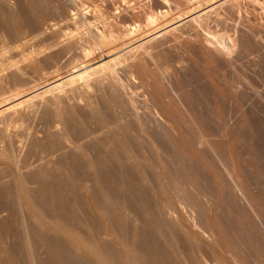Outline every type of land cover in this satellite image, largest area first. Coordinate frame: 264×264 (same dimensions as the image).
Wrapping results in <instances>:
<instances>
[{"label":"bare ground","instance_id":"6f19581e","mask_svg":"<svg viewBox=\"0 0 264 264\" xmlns=\"http://www.w3.org/2000/svg\"><path fill=\"white\" fill-rule=\"evenodd\" d=\"M180 2L185 3V5L182 3L181 5L180 4L179 5L182 8L183 7L186 8V5L188 3L187 0H182ZM49 6L50 5L49 3H47V0H25V3H19V5L17 6L18 8L16 7L18 10H14L12 6L8 7L6 10H0V29L4 33L6 32L7 34H9L11 37L15 39H20V41L23 40V37L26 38L25 35H27L29 32H33L34 34L38 33V35L45 34L44 32L37 30L38 28H36V26L38 27L37 24L39 23L41 24V22H43V20H41L43 18V14L44 17H47L45 11L48 10ZM155 7H156L155 9H158L157 10L158 12L156 11L157 13L154 12V8L149 9L146 6L145 8H147L148 10H141L143 11V13L140 12L142 15L144 14L146 16L148 15L146 20L148 26H150V29L146 30V34H144L145 36L152 35L153 31L158 29L160 25H162V23H164L168 18L167 17L169 15L167 12L168 5L166 2L164 3L157 2V6L155 5ZM71 9L69 10V13L67 12L68 14L67 22L77 25L80 28V30L85 29L86 26L89 27L88 26L89 22L87 17H83L82 14L76 13L75 9L74 10ZM142 9H144V7ZM148 12L150 13L148 14ZM132 14L133 15H131V20H136L138 18L137 16L139 13L137 14L134 11V13ZM111 17L113 18V16ZM127 18L128 15L127 17H124L122 21H113L110 23H108V21L111 20H107L108 19L107 18L106 19L107 21H103L104 24L103 25L101 24L102 25L101 31L100 30L96 32L93 31L95 33L92 34L90 33V35L86 36V38L83 37L82 35H78L79 36L77 37L78 39L74 37L72 40H68V38L67 40H61L63 37H65L63 35L62 30H60V28L57 27L52 28L53 30L51 32L53 33L50 34L52 39L54 40L53 46L54 45L59 46L61 44L63 45V47L61 46L60 50L50 55V57L49 56L47 57L44 63L45 65L47 64L46 65L47 67H50L51 65L53 66L52 62L54 61L57 62L58 60L62 59L66 54H68V52L70 54V52L73 50L79 51L82 52V56H83V54L85 55V53L88 52V50H93L94 46H99L98 49L101 52L111 53L116 51L117 53L114 55V57L118 56L121 53L124 54L126 53V55L127 54L129 55L131 53L134 54V51H136L137 48H140L139 50L142 49L139 52L140 53L142 52L143 54L138 53L139 55L137 56L139 57L136 58L135 56L136 59L132 57L133 59H135V61L131 63V65L128 67L130 68L129 78L131 79V81L128 80L129 82L126 81L127 83H124L123 79L116 76L117 75L116 71H115L116 75L114 73L112 75L109 74L108 73L109 71L105 73V75L109 74L112 80L110 83L106 81L107 83H109L107 85L108 90L110 92V93L108 92L109 94H107V89L104 88L105 84L101 83L103 79L101 81H97L98 79L100 80V78L102 77L104 78L105 75L99 76V78L96 77L97 80L96 79L95 80L96 82H98V84L97 83L96 84L99 85V88L101 89V93L99 92L100 93L99 96L101 98L100 97L99 98L101 99L102 103H100V99H98L97 97L96 98L98 99L99 102L97 100H95L97 101L96 103L93 102L95 96L93 97L94 99L91 98L92 99L91 100L89 97L90 92H88V94L86 93V91H88L87 89L94 87L91 85L92 84L94 85L95 83L91 84L92 80L94 79L92 78V75L90 73H86L84 69H81L79 72H77L78 74L76 73V76H74L72 79L68 81V84L71 85L74 82H78L79 85L80 82V85L78 87L76 85L75 86L68 85L71 86V88L67 86L69 89L67 88H65V90L63 89L64 90V91L62 90L63 93L57 91V89L54 91L52 90L50 92V96L49 95H48L49 97L47 96L46 98L47 100L42 102L44 107L43 106L41 107H43L44 112L41 113V115L38 118L42 116L40 122H42L46 128V132H45L46 135H44L45 137L43 138V140L40 139V140L32 141L30 145L31 146L30 150L33 153L42 152L45 153L46 155L49 154V156L53 154L55 156L56 153H60L57 154L59 155L58 161L56 164H54L52 168H49L48 166L40 167L34 170L31 169V171L27 174L21 173L22 169L20 168V164H21L19 160L20 158L18 159L19 156L17 157L14 154V149H13L14 146L12 145L15 143L12 144L11 136L13 134L10 133L12 129V128L10 129V127H13L14 125L18 124V122L16 123L15 121L16 118L18 119V116L14 117L13 115L14 113L12 114L13 116L10 114L9 119H13L12 122L15 121L16 124L14 123V125H12L11 121H10L11 124L7 122L8 124H10V126L6 129L0 130V135L2 136L1 138L4 139L2 143H5L4 145H6V147H4V150L0 149V180L4 178L6 179V177H9V175L13 174V179L11 178L12 179L11 181L7 180V182H3V184L0 186V208L2 210L3 206L5 208L7 207L6 209L9 210L10 213L9 217L5 218V220H3L2 218L0 219V264H246L245 259L246 257L249 256L246 255V252L249 251V249L251 250V246L249 242L247 241V239H245L247 237H244L247 233L244 235L245 232L242 233L239 230L241 228L238 229L237 224H235L234 221L226 220V218L228 219V217L226 218L223 217L222 210H221L222 214H220L219 212L220 210L217 211L219 205L221 206V204L223 205V203L224 205L228 204L227 198L230 196V194L228 195L227 198H224L225 194L223 193V191H225L223 190V188L226 187L227 185L224 186L225 182L223 180H220L222 176L218 178L217 175L218 170L215 171L216 170L215 167L214 168L212 167L213 163L211 164L208 161L209 159L205 156L206 151L203 154L199 150V148H197L198 147L197 142L199 141L202 144H204L208 150L211 151L214 149L216 150L218 149L215 147L216 142L208 140L207 139L208 137L206 138V134L208 131L207 127L201 120L200 116H198V114H196L193 111L192 107L188 105L185 106L184 105L185 101L183 102L179 98L177 100L176 98H174L173 101H171L172 108L179 107L180 109L177 110L178 112L176 113H178V116L180 117L179 119L183 123L181 125L184 128V130L182 128L181 130H178L180 128L179 126V128L177 129L178 131L176 130L174 131L173 129V133H171L170 131H169L170 133L168 132V129L171 128L170 126H169L170 128H168L167 124L164 125L163 121L159 122V120L156 124L153 125V127L156 126L155 128H153L152 130H148L149 126H147L146 124L147 121L145 122L144 118L139 121L138 117L136 118L137 123L136 126L134 127L137 129L130 127L128 128L126 127L127 128L126 129V128L117 127L116 125L114 126L115 121H118L115 119L118 118L121 120L122 118V117L119 118L120 115H115L116 112L114 108L117 106H115L114 104H117L116 103L117 101H121V98L131 99L132 97H135L134 91H136L135 89L136 86L134 85L135 83L133 79H135V77L138 76L137 74H140L142 79L141 80L142 83L140 85L141 88L145 87L147 89V90L145 89L146 92L147 91L150 92L149 93L150 95H151V91L153 93L156 92V90L157 91L160 90V92L161 90L165 91L164 89H166L165 86L167 85V83L165 85V81L168 80L164 78L167 75L164 76L161 73L162 72L161 68L166 65L165 63L164 65H162V63L167 61H163V60H162L163 62L159 61V63L162 66L161 68L155 66V63L157 61L156 62L155 60L153 61V59L156 60L158 58L162 59L161 58L162 55L164 56L166 55L164 54V52H166V49L164 48H166L165 43L169 41L167 39L168 35H166L165 33L164 34L163 33L157 34L158 32L154 33L157 35L149 38L150 40L147 46L142 47L143 43L135 42L139 38V36L142 35V32L140 30L135 29L133 26L131 27V24L129 26L127 23L128 21ZM52 25L54 26V24ZM49 31L50 30H48V32ZM195 41L196 39L194 40V42ZM185 44L184 46H186ZM180 47L182 46L180 45L179 49ZM181 49H183V47ZM148 51H152L153 55L151 52H150L151 54L149 55L147 53ZM144 52H146L147 54H144ZM141 55H143V57L148 55L147 57L148 59L147 58H145L147 60L143 58L141 59L142 57ZM150 56L151 58L149 59ZM166 56L168 57V55ZM3 57H4V52L0 51V59ZM213 58H210V60L212 59L213 61ZM165 59L167 58L165 57ZM117 60L118 59H116V61ZM124 60H126V57L124 58ZM152 61L154 62L153 64L154 67H156V69H153V71L152 69L150 70L151 67L150 64ZM69 63L71 64V66L69 65ZM159 63H157L156 65L159 66L160 65ZM48 64L50 65L48 66ZM41 65L43 64H40V62L39 63L34 62V63H29L25 65L24 68H22L18 64H12L11 66L8 67L10 70L11 69L14 70L13 73L10 74V78L7 77L8 79H10L9 85H14V87H16L18 84L21 85L22 83H24L23 85H25L27 83V82L25 83L26 80H24L23 78L25 72L31 70L30 72L33 71L32 73L34 72L39 73L41 71V67H43ZM68 65L69 68L70 67L73 68L74 65H76L74 63V59H72V62L71 61L68 62ZM68 65L66 67H68ZM160 69H161L160 75L162 74V76L158 74L160 77H155V75L158 72L157 70L160 71ZM114 70L115 69H113V72ZM149 70L153 75L150 74ZM154 71L156 72L155 75H154L155 73ZM134 74L136 76H134ZM161 77H163L164 79ZM102 84L104 86H102ZM0 85H1L0 98L2 96V98H5L6 100L9 98L8 96L11 91L10 92L7 91L9 90V88L6 89L8 85L6 87L3 86L2 84ZM96 89L98 90V86L96 87ZM97 93L98 92H96V94ZM157 93H159V91L154 93L153 95L155 94L157 95ZM164 93H166V91ZM163 96L165 97L166 94H164ZM154 97L152 98L155 99L156 97L155 98ZM157 97L159 98L162 96L158 95ZM82 100L86 101L83 102L86 104L85 105L86 111L84 110L85 112H82L80 110V108L76 105L77 103L75 104L74 102H72L73 104H71L70 102V101H75V102L79 101L80 103V101ZM131 100L133 102L137 101V100L134 101L133 98ZM131 100L129 101L131 102ZM160 100L162 99L160 98ZM178 100H180V102H183L184 106H180ZM124 101H122L121 103L123 104ZM147 101L145 99V101H143L141 104L144 103L143 105L147 106V103H150ZM151 102L153 101L151 100ZM189 102L190 101H188V103ZM164 104L166 105V103ZM35 105L33 106L34 108H36ZM168 105L170 104L168 103ZM154 106H156V104ZM159 106H161V104ZM133 107L135 106L133 105ZM164 107L167 108V105ZM171 107L170 106L168 107L170 111H172V109H170ZM117 108H119V106ZM123 108L124 107H122V111ZM139 108H141V105L140 107H138V109ZM124 109L125 112H127L126 108ZM167 109L165 113L167 112ZM31 110H36V109H31ZM42 111L43 110L41 109V112ZM135 111L137 112V110ZM158 111L160 112V110ZM16 112L18 113V111ZM20 112L18 113V115L19 114L22 115L23 113L22 110ZM28 112L30 113V111ZM117 112H120V110ZM112 114L113 116L114 115L115 116L113 117ZM143 114L144 113H142V115ZM169 114H170L169 116L172 115L171 112ZM28 115H31V113ZM28 115L25 114V116ZM157 117L158 115L155 118ZM160 117L161 116H159L158 118ZM22 119L20 122L25 123V121ZM124 121L125 120H123V122ZM119 122L121 123L122 121ZM129 125L125 124V126H129ZM120 126L123 127L124 124ZM16 127H18V125ZM251 128H253V126ZM143 130L144 131L146 130L147 131V132L145 131L146 133L149 132L148 134L151 133V135L155 134L156 136H162L161 139L165 141V144L169 143L168 145L169 146L171 145V147L174 146V148H177L176 147L177 141L180 140L182 141V143H184L185 147L188 148V150L185 149L186 151L183 149L181 152H179L180 158L178 157V159L180 160L176 159L175 164L178 163V167L176 168L175 172L171 174L168 173V170H164L163 168V165L165 164L164 161H163L164 164L160 165L159 161H158L159 164H153L152 161L151 163H149L148 160H146L148 162V164L146 163L147 164L146 166L144 165L145 160L143 159L141 160L140 158L141 161H138L139 159L136 158L137 157L135 155L136 153H134L135 144L133 145V143L139 144L140 141L141 142L144 141L142 139L140 140L138 138V134L136 133L137 131H140L142 133ZM240 133L241 132H238L239 138H240L239 135ZM142 135L143 133L141 134V136ZM236 136L235 138H237ZM147 137L148 138L146 139H149V135ZM85 139L87 140V142L85 141ZM133 139H135L137 142L132 143V141H134ZM241 140L243 139L241 138ZM155 141L159 143L162 140L157 139L152 142L154 143ZM228 141L229 139L226 140L224 139V141H222L223 144L225 143V150L224 153L222 154H224V157H226L225 154L227 153L229 155L228 157L230 158L232 156L231 159L235 158L236 162L235 164L234 162L232 164L231 162L226 163V166L228 163H230L228 164L229 169L227 168L229 171L227 170L226 172H228L230 179H232L234 183V185L232 184L230 185L231 187L233 186L232 188L231 187L228 188L229 186L227 187L229 189L227 191L229 192L230 189H232L233 191L231 192L232 194L234 193V191L239 190L240 193L239 192L238 193L239 196L241 195L240 197L241 199L239 198L238 199L239 201L242 200L245 204V205L241 204L242 201L241 203L239 202L241 206H243L242 210H244V212L243 211L241 212L244 214V216H246V212H245L247 211L246 208H248L249 212L253 211L252 213L255 212L257 213V215H263L264 199H262V197L259 198L258 196H256L255 195L256 193H254L253 190L250 188L251 186L249 187V185H245L243 183L244 180L245 181L247 180L246 179L247 177H250L249 172L250 173L254 172V174L255 173L264 174V171L263 173H261L264 168L263 167L264 165L262 166L263 168L262 170L260 169V171L259 169L255 171L254 170L250 171V169L252 168L250 166L253 165L251 163V165L248 166V164L250 163L249 161H251V159L253 160L255 157L259 158V156L252 157V155L248 156L246 154V156H248V158L251 159L244 160L243 158L240 157L241 155H239L241 154V152L240 153L238 152V154L235 152L234 154L236 143L234 145H231L233 143L229 144ZM152 142H149L151 143L150 145H148L147 143L148 146L146 148L150 149L152 147L151 145L153 144ZM202 144H200V146H202ZM160 145L157 144L156 149ZM184 145H182L183 148ZM149 146L151 147L149 148ZM67 149L69 150L71 149L72 151L68 152L66 151ZM158 149H160V147ZM162 149H161L162 151L161 154L163 155L164 151ZM119 150H121L120 151L121 154H119L118 152ZM91 151H96L97 155L95 154L94 156L91 155L90 154ZM177 151L178 150H176V153H178ZM221 151L223 150L222 149L220 150L219 153L220 155H222ZM256 153L254 152V154ZM213 154L211 155V157L213 156ZM217 154L218 152L215 153V155ZM236 154L237 156H235ZM208 155L209 154H207V156ZM220 155L219 157H222ZM143 158L145 157L143 156ZM229 158L226 161H228ZM223 159L224 158H222V160ZM142 161L144 162V164L141 163ZM253 161H255V159ZM170 162H172V160ZM254 166L257 165L255 164ZM258 166L260 167L261 165L259 164ZM160 168H163L164 171L162 169L160 170ZM171 168L168 167V169L170 170ZM254 168L256 169L258 167H254ZM151 176H153L154 179ZM240 176L242 179H244L243 181L240 180L241 179ZM253 177L250 178L252 179ZM255 177L257 178V175ZM227 179H229L228 176ZM221 181L223 182L224 187L222 186ZM228 181L226 183H228ZM89 183H92L93 185L89 187L88 186ZM29 184L30 185L35 184L37 186L36 190L33 191V189H31V186ZM215 189L216 191L219 190L221 195L219 196L217 195V197L214 196L215 198L211 199L212 197L211 192L213 190L215 191ZM258 193L261 194L260 191ZM232 195L234 196L235 194ZM219 199H221V201ZM85 205L94 214V217L98 220V222L96 221V219L86 217L84 216V214H82L83 213L82 210ZM226 208H224L225 211L229 209ZM233 212L234 211L228 212L230 218H232L231 220H234L236 218L235 222L238 219V222L241 224L243 222L240 221L242 220L243 217L241 215V212L239 213L240 217L237 214L238 215L237 217L239 218L236 217V214H232ZM24 214H27L31 219V221L33 222L32 227L28 229H26L23 223L24 220L22 219V217H24ZM233 215L235 216V218ZM253 217L256 218V216ZM260 218L262 219L263 217ZM243 219L246 220L247 218L244 217ZM261 219H259V221H261ZM210 220L214 221V223L209 224ZM248 220L249 219H247V221ZM248 224L251 225L250 221L249 223H247V225ZM241 225L242 226L240 227H243V224ZM249 225L247 227H249ZM15 226H17L16 229ZM244 228L247 230L246 227ZM244 228L243 231H246ZM252 228H253V223H252ZM13 231H15L16 234H18L19 240L10 246H7V239L9 237V233ZM252 231L254 230L251 229V232ZM261 235L263 236L264 234ZM252 236L248 238H251ZM251 240L253 239H250L249 241ZM255 241H257V239ZM217 246L220 247L222 246L221 248V250L223 251L222 254H226L227 260L225 259L224 255H223L224 259L221 258L222 256L219 258L218 257L219 255L214 256V253L211 250L215 248L217 249L218 248ZM41 247L44 248L47 254V258H45V260L44 259L39 260L36 257L37 256L36 252ZM255 247H257V245ZM255 247H252L253 251ZM20 249L21 250L23 249V251L25 250L26 251L25 253H27L26 259H24V261H22V259L20 261L18 257V251H20Z\"/></svg>","mask_w":264,"mask_h":264},{"label":"rangeland","instance_id":"374dc122","mask_svg":"<svg viewBox=\"0 0 264 264\" xmlns=\"http://www.w3.org/2000/svg\"><path fill=\"white\" fill-rule=\"evenodd\" d=\"M180 1H182V0H180ZM180 1L179 0H161V1L160 0H129V1L128 0H47V3H49V5H50L48 10L45 11V13L47 14V17H44V14L42 13L43 18L41 20H43V22H41V24L40 23L37 24L38 27L36 26V28H38L37 30L42 31L45 34L38 35V33L34 34L33 32H29L27 35H25L26 38L23 37V40L21 39L22 41H20V39H15V38L11 37L9 34H7L6 32L4 33L0 29V51L4 52V57L0 59V84H2L5 87L8 85V87H6V89L9 88V90H7V91H9V92L11 91L9 93V96H8L9 98L11 97L10 100H9V98L5 100V98H2V96L0 98V100H1L0 101V113L2 112L0 114V118H2V119H0V124H1L0 130L8 128L11 123H12V125H14L15 121H16V123L18 122V124H17L18 127H16L17 125L10 127V129L11 128L13 129V130L11 129L10 133L13 134L11 136L12 144L15 143L12 145V146H14L13 147L14 154L17 157L19 156L18 159L20 158L19 159L20 163H21L20 168L22 169V170L20 169L21 173L27 174L31 171V169L34 170V169L40 168V167H47L48 166L49 168H52L54 166V164H56L58 161L59 155H57V154H60V153H56L55 156H54V154L49 156V154L46 155L45 153H42V152H34L33 153L30 150L31 149L30 145H31L32 141L40 140V139L43 140V138L45 137L44 135H46V133H45L46 128L43 125V123L40 122L42 116L40 118H38V117L41 115V113L44 112V109H43L44 105L42 102L47 100L46 98L48 95L50 96V92L52 90L54 91L57 89V91L63 93L62 90L63 89L65 90V88L69 89V88H71V86H75V85L78 87L80 85V82H79V85H78V82H74L71 85V84H68V81L70 79H72L74 76H76V73L79 72L81 69H84L86 73H90L94 80L96 79V77L99 78V76H104L105 73H107V71H109L108 73L111 75L113 73L115 74L117 72V75L116 74L115 75L117 77H120L121 79H123L124 83L129 82L128 80L131 81V79L129 78L130 77V75H129L130 74V70H129L130 68H128V67L131 65V63H133L135 61V59L137 57H139L137 55L142 53V52L141 53L139 52L142 50V49L139 50L140 48H137L138 51H137V49H136V51H134L135 55L133 53H131L129 55L128 54L126 55V53L125 54L124 53L119 54L121 56L123 55L124 58L126 57L127 62H126V60H124L123 56H122V58L119 55L116 56L117 58L114 57V55L117 53L116 51L111 52V53L110 52H101L98 49L99 46H94V49L92 47L93 50H88V52H86L85 55L83 54V56H82V52L73 50L70 52V54L68 52V54H66L62 59L58 60L57 62L56 61L52 62L54 67L52 65L50 67H47L46 66L47 64L46 65L44 64L47 57L48 56L50 57V55H52V54L56 53L58 50H60L61 46L63 47V45H61V44L59 46H56V45L53 46L54 40L52 39L51 34H50V33H53V32H51L53 30L52 29L53 27L54 28L57 27V28H60V30H62L63 35L65 37H63L61 40H67V38H68V40H72L74 37L75 38L79 37L78 35H82L83 37L86 38V36H89L90 33L91 34L95 33L98 30L101 31L102 30L101 27L104 24L103 21L111 20V21H108V23L113 22V21H122V19L124 17H127V15H128V18H127L128 25L130 26V24H131V27L133 26L135 29L140 30L142 32V35H140L138 38L139 40L137 39L135 41L136 43H143L142 47L147 46V44L150 40L149 38L156 36L157 34H162V33L164 34L165 33L166 35H168L169 38L167 37V39L169 41H167V43H165L166 48H164V49H166V52H164V54L168 55V57L166 55L165 56L162 55V57H161L162 59H160V58H158L160 60L153 59V61L154 60H155V62L157 61L155 63V66L159 67V68L162 67L161 64L159 63V61L161 62L163 60V61H167V62L162 61L163 62L162 65H164V63L166 64L164 67L161 68L162 72L160 69V71L157 70L158 72L155 70L157 72V74L155 71H154L155 73L154 72L153 73H154V75L155 74L160 75V72H161L164 76L167 75L164 77L165 79H168L167 81L164 80L165 85L167 83V85H166L167 87L164 85L166 88V89H164L166 91V93H164L165 91H163V90H161V92H160V90H158L159 93H157V95L156 94L153 95L154 93H156L158 91L156 90V92L153 93L150 90L151 91V95H150L149 94L150 92H148V91H147L148 93L146 92L147 89L145 87L141 88V86H140L142 83L141 82L142 79H141L140 74H137L138 76H136L135 75L136 73H135L134 76H136V77L133 80L135 83L134 85L136 86V88H135L136 91H134L135 97H132V98L134 101L137 100L139 102H137V101L133 102L131 100L132 98L131 99L121 98V101H117L116 102L117 104H114V105L117 107L119 106V108L114 106L115 108L114 107L113 108L115 109V112L117 114L115 112L114 113H115V115H120L119 118H121V117L122 118H121V120L118 118L115 119L118 121H115L114 126L116 125L117 127H120V128H126V127L127 128L128 127L134 128L136 126V123H137L136 118L138 117L139 121L144 118L145 122L146 121L148 122V123L146 122L147 126H149L148 130H152L153 128H155L156 126L153 127V125L156 124L159 120V122L163 121L164 125L167 124L168 128L171 127L170 129H168V132L170 131L171 133H173V129H174V131L175 130L178 131V130H181V128L184 130V128L181 125L183 123L180 121V119H179L180 117L178 116V113H176V112H178L177 110H180V109H179V107H176L178 109H176L175 107L172 108L171 107L172 106L171 101H173L174 98H176V100L179 98L181 101H183V102L185 101L184 102L185 106L188 105V106L192 107L193 111L196 114H198V116H200L201 120L203 121V123L207 127L208 131L206 134V138L208 137L207 138L208 140L216 142L215 147L218 149H216V150L214 149L212 151L208 150L207 147L199 141L197 142V145H198L197 148H199V150L203 154L206 151L205 156L209 159L208 161L211 164L212 163L214 164V165L212 164V167L213 168L215 167V169H216V170L214 169L215 171L218 170L217 171L218 172V174H217L218 178L222 176L220 178V180H223L225 183L229 180L228 183H226V184L224 183V186L227 185L226 187L223 186V182L221 181V184L224 187L223 190H225V191H223V193L225 194L224 198H227L228 195L230 194V196L227 198L228 204L224 205V203H223L224 206L221 203H220L221 206L218 204L219 206L217 208L218 209L217 211L220 210L219 212H220V214L223 213L224 218L228 217V219L226 218V220L234 221V223L237 224L238 229L241 228L239 230L242 233L245 232L244 235L247 233L244 237H247L245 239H247V241L249 242L252 251L250 249H249V251H247L248 249L246 250L247 251L246 255L247 256L249 255V256L246 257L245 263L246 264L247 263H249V264H262L263 263L264 264V253H263L264 252V250H263L264 249V246H263L264 245V240H263L264 235L263 236L261 235V234H264V219H263L264 214L263 215H257V213L254 212L256 214L255 215L254 213H252L253 211L249 212L248 208H246L247 211H245L246 216H244V214L241 212V211L244 212V210H242L243 206H241V204H244V202L242 200L239 201V199H241L240 198L241 195L239 196V193H240L239 190L234 191V193H232V194H235L234 196L231 194V192H233L232 189H230L229 192L227 191V190H229L228 188L231 187L230 185L231 184L234 185V183H233L232 179H230L228 172H226L229 169L228 164H230V163L227 164L228 167L226 166V163L231 162V164H232L234 162V164H235L236 159L235 158L231 159L232 156L229 158L228 157L229 155L226 152H225L226 153L225 156L227 158L224 157V154H222V153H224V150H225V143L223 144L222 141H224V139L225 140L229 139L228 143L229 144L233 143L231 145H234L236 143V147L238 148L237 149L234 146L235 147L234 154H235V152L237 154H238V152L239 153L241 152V154H239V155H241L240 157L243 158L244 160L245 159L246 160L251 159V158H248L249 155H252V157L259 156V158H261V159H259L258 157H255L254 158L255 161H253L254 159L253 160L251 159V161H249L250 163L248 164V166L251 165V163L253 165V166H250L253 168V169L251 168L250 171L251 170L255 171L257 169H259V171H260V169L262 170V168L264 167L263 166L264 165V0H187L188 3L186 2L187 3L186 8H184V7L182 8L180 6L181 3L185 5V3L180 2ZM157 2H159V3L166 2L167 3V5H168L167 9L168 10L167 9L166 10L169 14L167 16L168 20L166 19V21L164 23H162V25H160V27L158 29L153 31V34L158 32L157 34L145 36L144 34H146V30L150 29V26H148V23L146 20L148 15L147 16L145 14L142 15L140 12L143 13V11H141V10H148L147 8H145V6H146L149 9L154 8V12L157 13L158 9H155L156 8L155 5L157 6ZM19 3H25V0H22V1L21 0H0V10H6L8 7H11V6L14 10H18L17 6L19 5ZM143 7H144V9H142ZM69 8L70 9L72 8L73 10L75 9L76 13L82 14L83 17H87L88 22H89V25H88L89 27L86 26L85 29L80 30V28L77 25L70 23V22H67L68 21L67 12L69 13V10H70ZM132 8H133V10H132ZM134 11L137 14L139 13L137 16L138 18L136 20H131V15H133L132 13H134ZM61 12H63V13H61ZM149 13L150 12H148V14ZM84 14H85V16H84ZM111 16H113V18ZM115 16H116V18H115ZM139 16H140V18H139ZM65 17L67 18V20ZM135 21H136V23H135ZM52 24H54V26ZM91 25L93 26L94 30H93ZM36 28H35V30H36ZM48 30H50V31L48 32ZM93 31H95V32H93ZM195 39L197 41V42L195 41L196 43L194 42ZM183 42H184V44L186 42L188 44L186 43L185 44L186 46H184ZM180 45L183 47V49H181L182 47H180L181 50L179 49ZM35 46H36V48H35ZM89 51H90V53H89ZM150 52L153 55L152 51H148L147 53L150 55L151 54ZM112 53H114V54H112ZM147 53L144 52V54H147ZM217 53H219L220 55ZM205 55H207V56H205ZM135 56H136V58H135ZM141 56H140L141 59L142 58L145 59L148 57V55L144 56V57H143V55H141ZM132 57L135 59H133ZM165 57L167 59H165ZM209 57L210 58L214 57L213 61H212V59L210 60ZM85 58H87V59H85ZM120 58H121V60H120ZM150 58H151V56L149 57V59ZM72 59H74V63L76 64L73 67L74 69L71 67L69 68V65L71 66L70 63L68 65V62H70V61L72 62ZM116 59H118V60L116 61ZM147 59H145V60H147ZM34 62H38V63L40 62V64H43V65H41L43 67H41V71L39 73H35V72L32 73L33 71L30 72L31 70H28L25 72V75L23 78H24V80H26L25 83L27 82L26 84L29 83L30 85L29 84L23 85L24 83H22L21 85L18 84L17 86L15 85L16 87H14V85H9L10 79H8V78H10V74L13 73V71H14L13 69L10 70L8 68L9 66H11L12 64H18L20 67L24 68L25 65H27L29 63H34ZM55 62H56V64H55ZM115 62H118V63H115ZM152 62L150 64V66H151L150 70L152 69V71H153V69H156V67H154V65H153L154 62L153 63ZM83 63L84 64L86 63V64L84 65ZM157 63H159L160 65L157 66L156 65ZM66 64L68 65V67H66L67 66ZM49 65L50 64H48V66ZM108 67H109V69L111 67L112 70L110 69L111 70L110 71L108 69ZM163 68H165V69H163ZM113 69H115L114 72H113ZM126 73H128V74H126ZM109 74H106L104 76V78L102 77V78H100V80L96 79L97 81H101L103 79L101 83L105 84L104 88L107 89V94L110 93L107 85L112 81L111 76ZM150 74H151V71H150ZM162 74L160 76H162ZM151 75H153V74H151ZM156 75H155V77H160L159 75L158 76H156ZM105 77H107V78H105ZM168 77H170V78H168ZM161 78H163V77H161ZM104 79H106V80H104ZM94 80H92V82H91V84L95 83L94 85L93 84L91 85L94 87L87 89L88 91H86V93L88 94V92H90L89 93L90 99L95 96L94 97L95 99L93 98L94 99L93 102L96 103L98 101V99L101 98L99 96V94L101 93V89L99 88V85H97L98 82H96V80L95 81ZM8 81H9V83H8ZM106 81L109 83H107ZM68 85H71V86H68ZM11 86H13V87H11ZM25 86H27V87H25ZM95 86L96 87L98 86V90L96 89ZM102 86H104V85L102 84ZM21 91H22V93H21ZM96 92H98V93L96 94ZM105 92H106V90H105ZM162 94L163 95L166 94V96L164 97ZM167 94H168V96H167ZM10 95H12V96H10ZM158 95L162 96V97L158 98L157 97ZM152 97H154L155 99H153ZM160 98L162 100H160ZM145 99H146V101L149 100L147 102H150V103H147V106L149 105L148 107L144 106L143 105L144 103L141 104L143 101H145ZM150 99L153 102H151ZM169 99H171V100H169ZM95 100H97V101H95ZM129 100H131V102ZM180 100H178V102L180 103L179 105L184 106L183 102H180ZM122 101H124L125 103L123 102V104H122L121 103ZM166 101H168V102H166ZM188 101H190V102L188 103ZM70 102H71V104H73L72 102H74L75 104L77 103L76 105L80 108V110L82 112L86 111L85 110L86 104L83 103V102H86L85 100L80 101V103H79V101L78 102L70 101ZM186 102H187V104H186ZM33 103H34V105L37 104V105H35L36 108L33 107L34 106ZM100 103H102L101 99H100ZM126 103H128V104H126ZM164 103H166L167 108L170 106L171 107L170 109H172V111H170L169 108L167 109L166 107H164V106H166ZM168 103L170 105H168ZM29 104L31 106V109H36V110H31ZM118 104H120V105H118ZM139 104L141 105V108L138 109V107H140ZM155 104H156L157 108H156V106H154ZM158 104L159 105L161 104V106H159ZM133 105L135 107H137L138 105L139 106L137 108H135V107H133ZM41 106H43V107H41ZM120 106L126 108L127 112H125L124 108L122 111V107H120ZM143 106H144V109H143ZM152 106H154L155 108ZM26 107H27V109H26ZM174 108H175V110H174ZM20 109L23 112L22 115L24 114L23 116L21 114L18 115V113L21 111ZM41 109L43 110L42 112H41ZM114 109H113V111H114ZM166 109H167L166 113H168V114L165 113ZM15 110L18 111V113ZM119 110H120V112L121 111L122 112L121 113L117 112ZM135 110H137V112L139 111L138 114ZM149 110L152 112H150ZM158 110H160V112ZM28 111H30L31 115H28V114H30ZM33 112H35V113H33ZM170 112L172 114L171 116H169ZM142 113H144L143 114L144 116L142 115ZM10 114L11 115L13 114L14 117L18 116V119L16 118L18 121L13 117L15 119V121L12 122L13 119H9ZM25 114L28 116H25ZM113 114H112V116H113ZM121 114H122V116H121ZM157 115H158V117L159 116H161V117L155 118ZM164 115H165V117H164ZM20 116H21V119L23 118L22 120H24L25 123L20 122L21 121ZM29 116H31V117H29ZM123 116H124V119H123ZM140 116H141V118H140ZM116 117H118V116H116ZM145 118H147V119H145ZM163 118H164V120H163ZM175 118L176 119L178 118V119L176 120ZM155 119H156V121H155ZM113 120H114V118H113ZM123 120H125V121L123 122ZM10 121H11V123H10ZM119 121H122V122L120 123ZM7 122L10 124H8ZM3 124H4V126H3ZM117 124H119V125H117ZM122 124H124L123 127L120 126ZM125 124H128V125L131 124V125L125 126ZM133 124H135V125H133ZM243 124H244V126H243ZM248 125H250V126H248ZM179 126H180V128H179ZM245 126H247V127H245ZM252 126H253V128H251ZM14 127H16V128H14ZM250 128H251V130H250ZM134 129H137V128H134ZM171 129H172V131H171ZM244 129H245V131H244ZM145 131L143 130L142 136H141L142 133L140 131L136 132L138 134V138L140 140L141 139L144 140L142 142L140 141L141 144L140 143L139 144L133 143V142H137L135 140L136 138L133 139L134 141H132L133 145L135 144V146H134L135 152L134 153H136L135 155L137 156L136 158L139 159L138 161H141L142 159L145 160L144 161L145 164L143 161L141 162L145 166L148 164V162L151 163V161L153 164H159V162H160V165H163L165 163L163 165L164 170H168V173H171V174L173 172H175L176 168L178 167V163L175 164L176 159L180 160V159H178V157L180 158L179 152H181L183 149L188 150V148L185 147L184 143H182V141H180V140L177 141V144H176L177 145L176 147L178 149L174 148V146L171 147V145L170 146L168 145L169 143L165 144V141H163V139H161L162 136H156L155 134H154L155 135L154 136V135H151V133L148 134L149 132L146 133L147 131L146 132ZM238 132H241L239 134L240 138L238 136ZM148 135H149V139H146V138H148L147 137ZM143 136H145V137H143ZM235 136L237 138H235ZM1 137L2 136L0 135V143H1L0 149L4 150V147H6V145H4L5 143H2L4 139H2ZM159 137H160V139H159ZM241 138L243 140H241ZM157 139L162 140V141L159 143H157V141H155L154 143L152 142V141L157 140ZM131 140H132V138H131ZM85 141L87 142L86 139H85ZM144 142H145V144H144ZM149 142L153 143L151 145L152 147L149 146V148L151 147L150 149L146 148L148 145L151 144ZM83 143H84V140H83ZM147 143H148V145H147ZM160 143H161V145H160ZM136 144H138V145H136ZM157 144L160 145L159 146L160 149H158L159 147H157V149H156ZM200 144H202V146H200ZM140 145L143 148L145 147L146 149L144 148V150H143V148ZM182 145H184V148ZM201 147H203V148H201ZM161 149L164 151L163 155L161 154L162 153ZM221 149L223 150V151H221L222 155L219 154ZM236 149H237V151H236ZM176 150H178L177 151L178 153H176ZM66 151L70 152L72 150L67 149ZM120 151L121 150L118 151L119 154H121ZM209 151H211V152H209ZM213 151L214 152L216 151L215 153L218 152V154L222 157H219L218 154L215 155V153ZM16 152H18V153H16ZM254 152L255 153L257 152V153L254 154ZM90 154L94 156V154L97 155V152L91 151ZM207 154H209L208 155L209 157L207 156ZM212 154H213V156L214 155L215 156L211 157ZM237 154L235 156H237ZM246 154L248 156H246ZM143 156L145 158H143ZM155 156H156V158H155ZM164 157H166V158H164ZM140 158H141V160H140ZM222 158H224V159L222 160ZM228 158H229V160L226 161ZM152 159H154V160H152ZM164 159H166V160H164ZM146 160H148V162ZM171 160H172V162H170ZM163 161H164V163H163ZM254 162H256V163H254ZM127 163H129V162H127ZM215 163H216V165H215ZM220 164H222V165H220ZM255 164L257 166H254ZM259 164L261 165L260 167L258 166ZM167 166L170 168L172 167L174 169V171L172 168H171V170L168 169ZM115 167H116V165H115ZM236 167H237V165H236ZM254 167H258V168L255 169ZM163 168H160V170L161 169L163 170ZM263 171H264V168H263L261 173H263ZM165 172H167V171H165ZM249 174H250V177L254 176L253 177L254 179L247 177L246 178L247 180L245 181L244 179L241 178V176H240L241 179L240 178L239 179L242 181L244 180L243 184L249 185V187L251 186L250 188L253 190L254 193H256L255 194L256 196H258L259 198L262 197V199H264V197H263V195H264V174H256V173L254 174V172L253 173L249 172ZM256 175H257V178L255 177ZM227 176L229 179H227ZM246 176H249V175H246ZM151 177L153 178V176H151ZM11 178L13 179V174L9 175V177H6V179L4 178V179L0 180V182H1L0 186L3 184V182H7V180L11 181L12 180ZM208 180H209V178H208ZM92 185H93L92 183L88 184L89 187ZM30 186H31V189H33V191L36 190L37 186L35 184H32ZM259 188H260V190H259ZM258 190L260 191L261 194L258 193L259 192ZM218 191L219 190L216 191V189H215V191L213 190L211 192L212 193L211 199L217 197V195L218 196L221 195L220 191L218 194ZM219 200L221 201V199H219ZM241 201H242V203H241ZM222 206L224 208L228 207L229 209L228 208H226V209H228L230 212L234 211L232 214H236V217L241 212V215L243 217L241 216L242 220H240V221H243L241 223V224H243V227H240L242 225L238 222V219L235 222L236 218L234 215L233 216L235 219L233 218L234 220H231L232 218H230V216H229V213H228L229 211L228 210L225 211ZM3 207H2V210L0 208V210H1L0 219L2 218L3 220H5V218L9 217L10 213H9V210L6 209L7 207L6 208L4 207V209H3ZM5 209L7 212L5 211ZM221 210H222V213H221ZM82 211H83V213L82 212L81 213L84 214V216L92 218V219L93 218L96 219L94 217V214L86 207V205L84 206ZM250 215H252V216H250ZM253 216H256V218ZM257 216L263 217L262 218L263 220L260 217L258 218ZM239 217H240V215H239ZM239 217H237V218H239ZM244 217L249 219V220L247 221V219L246 220L243 219ZM22 219L24 220L23 223H24L26 229L32 227L33 222L31 221V219L29 218V216L27 214H24V217H22ZM259 219H261V221H259ZM96 221L98 222L97 219H96ZM211 221L212 220H210L209 224L214 223V221H212V222ZM249 221H250L251 225L248 224L249 227H247L248 226L247 223H249ZM252 223H253L254 229L252 228ZM244 227H246L247 230ZM16 228H17V226H15V229ZM243 228L246 231H243ZM251 229L254 231L251 232ZM248 232H250V233H248ZM256 232H258V233H256ZM248 234L250 236H252V235L253 236L251 238H248V237H250ZM256 235H257V237H256ZM248 239L249 240L253 239V240H251L252 241L251 242ZM256 239H257V241H255ZM18 240H19L18 234H16L15 231L10 232L9 237L7 239V246L12 245L13 243H15ZM256 245H257V247H259L260 249L262 248V249L260 250L259 248L255 247ZM217 247H218L217 249L216 248L213 250L210 249L211 251H213L214 256L219 255L218 256L219 258L222 256L221 258L224 259V257H223V255H224L225 259H226V254H222L223 253V251L221 250L222 246L221 247L217 246ZM252 247H255L254 251H256V252L253 251ZM42 248L43 247L39 248L40 250L38 249L36 252V255H37L36 257L39 260L40 259L45 260V258H47V254H46L44 248L43 249ZM258 251H260V252H258ZM25 252L26 251L25 250L23 251V249L22 250L20 249V251H18V257H19L20 261H21V259H22V261H24V259H26L27 253H25ZM248 258H250L251 260Z\"/></svg>","mask_w":264,"mask_h":264}]
</instances>
